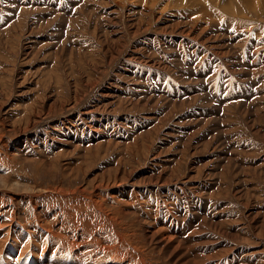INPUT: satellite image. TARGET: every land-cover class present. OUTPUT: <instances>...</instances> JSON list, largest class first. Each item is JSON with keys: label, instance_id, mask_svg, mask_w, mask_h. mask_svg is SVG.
<instances>
[{"label": "rangeland", "instance_id": "374dc122", "mask_svg": "<svg viewBox=\"0 0 264 264\" xmlns=\"http://www.w3.org/2000/svg\"><path fill=\"white\" fill-rule=\"evenodd\" d=\"M72 1L76 4L82 3V5L70 25L73 33L64 44L62 42L54 43L55 41L53 42V40L57 36L54 30L56 27L60 28V26L64 25L67 20L65 17H58L52 24L46 25L45 22V25L38 26L30 23L32 11L29 10L23 13L22 17L12 26L9 32L0 36V135H3L0 138L2 139L0 140V176H7L6 184L8 188V185L11 184L10 189H13L14 181L24 186H31L30 198L22 191H19L21 193L17 191L15 193L16 198L22 200L19 204L21 208L19 207L20 210L18 211L20 213L18 215L20 217V225L21 227L23 225L27 227L28 233H24L23 237L16 235L17 237L13 238L14 241L12 240L13 243L5 244L4 249L6 251L3 254L4 256H0L2 257L0 258V263L9 264L8 252L14 250L20 252L21 248L26 247L23 245L28 246L29 244L30 248H26L28 256L22 264H40L39 260L42 258V251L33 242L31 224L39 221L41 225L43 223L42 226L44 227H50L54 224L56 226L53 225V227L60 228L72 211V209L66 211V207L64 209L61 204V198L57 197L59 200L54 199L46 191L62 192L63 194L76 191L75 195L78 196L79 194L82 195V191H85L84 188L87 189L84 195L91 197L96 203L105 205V208L101 209L102 211L110 212L109 215L117 218V220L120 218L123 220L124 223L121 219L119 220L123 224V226H120L121 228L123 227V230L128 231L126 227L131 226L135 230L132 229V231L128 232H133L134 234H143L145 232L150 234L153 230H158L162 234L165 233L164 235L167 237H175L181 242V246H187L186 249H182L184 250L182 253L187 255L186 264H197L200 261L202 262L198 264H203L206 261L204 264H243L244 256L242 258L241 255L243 251H246L245 253L252 252L253 248L264 252V249H261V247H264V207H262L264 202V157H260L264 153V144H259L264 143V136H262L264 134L259 132V134H256L257 137L254 138L259 142L255 148V165H248V167L245 164L238 163L239 166H236L233 162L232 165L226 168L224 174L226 186L222 189L220 198L227 203H233L236 200L240 201L241 205H238L236 209L238 212L232 210V215H227L226 210L221 205H218L210 210L211 216L209 219L203 218L199 224V229L194 228V224L191 231L181 226L177 227L171 218L162 217V215L158 216L159 210H157L156 206L150 205V198L144 200L141 196L138 197L137 193L140 192V184L146 179L148 181L152 178L143 177L142 179L143 175L137 170L143 167L149 154L155 152L154 149L152 150V146L157 134L148 133L141 139L136 140L133 145H126L127 141L122 140L126 131L122 130V128L127 129L126 112H148L152 111L154 107L146 108L144 107L145 105H139L137 101L129 103L127 96L123 95L127 87H122L121 82L115 76L116 72L122 70L121 67H123L128 58H132L139 53V50L135 48L139 45L138 40L153 41L155 38L156 42L154 44L156 47L159 39L162 42L184 46L186 51L192 54L201 55L205 52L210 59H214L218 63L221 60L223 67L221 73L215 77L216 84L222 85L220 76L225 71V74L229 77L226 87H241V85L253 87L259 85L262 92L264 89V0H248L246 1L247 4L241 3L244 0H196V2L195 0H191L192 2L190 0ZM258 1L259 5H257ZM167 4L170 7H165ZM224 4L225 6H223ZM37 11L40 10H36L34 13ZM220 12L223 13L221 14ZM46 13L40 12V15ZM123 34L126 36L124 37ZM118 37L123 38V40L121 41ZM111 84H114L115 87H110ZM105 95H108V97ZM177 106L183 108L185 105L178 103ZM236 111H241V113L239 112L241 119L247 117V111L243 106H240ZM41 119L43 121L38 125V120ZM26 126V133L29 135L25 141V138L17 131L19 127L24 128ZM73 126L76 127V130ZM84 127L85 132L83 134L82 130ZM52 130L56 132L52 133V137L45 138L42 140L43 142L39 139L35 141L34 138H39L40 135L46 132L51 135ZM112 131L120 134V137L113 140L112 136H110ZM54 137L55 139H53ZM28 141L31 142H29V148H27L28 153L22 151L15 154L14 157L10 156L8 158L12 159L14 163L1 158L4 155L2 151L5 150L3 147L6 148L8 146L21 151L20 146L27 144ZM55 142L57 143L55 144ZM68 142L75 148L70 149V151L66 150L70 146ZM45 144H48L49 148H45ZM76 145L79 146L78 149ZM38 146L40 149H38ZM10 150L7 151L8 156L11 154ZM199 153V155L184 154L173 171L171 169L166 170V174L171 175L169 179L173 181L187 179L185 182V185L189 184L187 186L194 185L197 181H200L210 169L212 161H209V159L212 156L205 155L202 152ZM28 156L37 157L30 159ZM22 158L30 160L22 163ZM6 163L7 165H5ZM164 178L161 177V180L163 181ZM153 179L148 184L150 186L149 192H153L157 188L158 191L160 190V184L154 185V181L161 182L160 178ZM121 180L123 183L133 184L135 182L137 185H135L134 189H130L133 188L131 184L119 186L115 192V189L110 190L116 194L115 196L108 190H99V196L96 199L93 193L96 185L101 183L105 186H111L117 184V182L121 183ZM203 186L206 188L207 184L202 183L201 187L203 188ZM4 189L0 184L1 193ZM120 189L123 192H120ZM201 190L203 191V189ZM21 194L22 197H20ZM129 194L132 195L130 196ZM133 197L137 198L136 200L139 201L140 205L138 203L135 205V202L131 201ZM50 199H52V202ZM34 200L39 203L37 204L39 206L34 204L36 203ZM127 202L130 204H127ZM47 209L49 210L48 214L46 212ZM40 210L41 212H39ZM60 210L62 213H60ZM122 210L123 212L121 213ZM42 212H44L43 215ZM80 212L79 210L75 211L76 218L80 222L82 219L85 222L89 219L87 222H93L95 229L98 228L97 225L100 218L102 220L105 219L104 221L108 223V218H103L104 215L100 212L94 213L91 211L95 214L94 218L90 215L91 219L86 218V216L82 217ZM36 215L39 219L36 218L35 220ZM139 215L144 220L143 224L138 219ZM154 216H157L156 220ZM93 219L94 221H90ZM48 222L50 225H46ZM95 222H97V225ZM132 222L135 225H130ZM86 228L84 230H90L89 225ZM162 228H164V231H162ZM175 229L178 231H174ZM247 229L251 231L248 232ZM230 233L232 234L231 236ZM29 239L30 241H27ZM158 239H150L148 242L157 244L156 247L161 245L163 252L166 251L163 248L165 245L168 249L171 248L168 250L170 252L175 249L174 244L172 246L164 238L159 237ZM47 240L50 239L47 237ZM158 241H161V243ZM191 244L193 246L190 249L189 245ZM228 244H232L233 246H229L235 248V250L232 252L228 251L230 248ZM246 246L248 249H246ZM29 249L31 250L29 251ZM257 251L256 264H264V257L261 259ZM30 252L32 254L35 252V255L32 256ZM217 252L222 254V256ZM173 254H177V252ZM195 254L197 255L196 259ZM183 260L186 259L184 258ZM183 260L180 262H183ZM190 260H193V262H190ZM33 261L35 262L33 263ZM147 261L152 264H168L164 256L153 253H147ZM170 264L173 263L171 262Z\"/></svg>", "mask_w": 264, "mask_h": 264}, {"label": "built area", "instance_id": "2783aa9c", "mask_svg": "<svg viewBox=\"0 0 264 264\" xmlns=\"http://www.w3.org/2000/svg\"><path fill=\"white\" fill-rule=\"evenodd\" d=\"M81 5L72 0H0V36L9 32L29 10L30 23L38 26L65 17L64 25L54 30L60 35L53 40L64 44L73 33L70 25ZM36 10L40 11L34 13ZM40 12L47 13L40 15ZM138 41L135 48L139 53L128 58L115 75L122 87H127L123 95L129 103L137 101L146 108L154 107L148 112H126L127 129L122 128L126 131L122 138L126 145H133L148 133L157 134L152 146L155 152L137 170L143 177L152 178L140 184L138 197L150 198V205L159 210L158 216L171 218L172 222L177 220V227L179 221L191 220L194 228L199 229L203 218L209 219L210 210L218 205L227 215H232V210L238 212L240 201L233 204L220 198L226 186L224 174L233 162L236 166L256 164L255 148L259 142L254 138L259 132L264 134V89L261 92L259 85L226 87L229 77L225 71L220 76L222 85L216 84L215 77L221 73L223 63L210 59L205 52L192 54L184 46L159 39L156 47L155 38ZM178 103L185 106L181 108ZM240 106L247 111L244 119L240 118L241 111H236ZM111 134L113 140L120 137L113 131ZM199 152L212 156L209 159L212 163L195 186L185 185L187 179H169L171 175L166 170L173 171L184 154L199 155ZM161 177H165L163 181ZM153 178H160L161 188L149 192L147 184ZM202 183L207 184L203 191L198 188Z\"/></svg>", "mask_w": 264, "mask_h": 264}, {"label": "bare ground", "instance_id": "6f19581e", "mask_svg": "<svg viewBox=\"0 0 264 264\" xmlns=\"http://www.w3.org/2000/svg\"><path fill=\"white\" fill-rule=\"evenodd\" d=\"M115 1V0H114ZM119 1V0H118ZM124 1V0H123ZM183 1V0H182ZM191 1V0H190ZM212 1V0H211ZM234 1V0H233ZM240 1H242V0H240ZM246 1H248V0H244V2H241L242 4L243 3H246L247 4V2ZM250 1V0H249ZM261 1V0H260ZM91 2V1H90ZM116 2V1H115ZM114 2V3H115ZM146 2V1H145ZM192 2V1H191ZM190 2V3H191ZM195 2H196V0H195ZM226 2H229V1H226ZM225 2V3H226ZM239 2V1H238ZM144 3V2H143ZM166 3V2H165ZM186 3V2H185ZM184 3V4H185ZM200 3V2H199ZM198 3V4H199ZM240 3V2H239ZM147 4V3H146ZM157 4H158V2H157ZM189 4V3H188ZM195 4V3H194ZM245 4V5H246ZM153 5V4H152ZM228 5V4H227ZM230 5V4H229ZM255 5V4H254ZM257 5H259V1H258V3H257ZM115 6V5H114ZM113 6V7H114ZM200 6V5H199ZM212 6V5H211ZM222 6V5H221ZM223 6H225V4L223 5ZM223 6H222V8H223ZM231 6H232V4H231ZM260 6H261V3H260ZM165 7H170V5L168 6V4L165 6ZM236 7V6H235ZM239 7V6H238ZM115 8H116V6H115ZM135 8V7H134ZM221 8V9H222ZM225 8V7H224ZM254 8V7H253ZM125 9V8H124ZM220 9V8H219ZM241 9V8H240ZM250 9V8H249ZM255 9V8H254ZM132 10V9H131ZM227 10V9H226ZM121 11V10H120ZM164 11V10H163ZM162 11V12H163ZM221 11H223V10H221ZM255 11V10H254ZM161 12V11H160ZM249 12V11H248ZM113 13V12H112ZM176 13V12H175ZM221 13V12H220ZM223 13V12H222ZM221 13V14H222ZM121 14V13H120ZM247 15V14H246ZM121 16V15H120ZM219 16H220V14H219ZM222 16V15H221ZM198 18V17H197ZM239 18H241V17H239ZM245 18V17H244ZM168 19V18H167ZM196 20V19H195ZM194 20V21H195ZM241 20V19H240ZM242 20H243V17H242ZM246 20H248V19H246ZM121 21V20H120ZM188 21V20H187ZM186 21V22H187ZM194 21H193V23H194ZM235 21V20H234ZM249 21V20H248ZM198 22V21H197ZM200 22H201V20H200ZM120 23V22H119ZM182 23V22H181ZM192 23V22H191ZM192 23V24H193ZM195 23H196V21H195ZM129 25V24H128ZM188 25H189V23H188ZM195 25V24H194ZM191 26V25H190ZM205 26V25H204ZM96 27V26H95ZM149 27V26H148ZM151 27V26H150ZM179 28V27H178ZM192 28H193V26H192ZM202 28V27H201ZM207 28V27H206ZM113 29V28H112ZM189 30V29H188ZM204 30V29H203ZM202 30V31H203ZM210 30V29H209ZM94 31V30H93ZM164 31V30H163ZM192 31V30H191ZM183 32V31H182ZM194 32V31H193ZM207 32H208V28H207ZM112 33V32H111ZM124 33V32H123ZM198 33V32H197ZM203 33H204V31H203ZM203 33H201L202 35H203ZM206 33V32H205ZM186 34V33H185ZM184 34V35H185ZM196 34V33H195ZM194 34V35H195ZM200 34V35H201ZM112 35H113V33H112ZM183 35V36H184ZM188 35V34H187ZM197 35V34H196ZM201 35V36H202ZM123 36L125 37L126 35L125 34H123ZM122 36V37H123ZM203 37H205V36H203ZM118 38H120V40L122 41L123 40V38L121 39V37H118ZM185 38V37H184ZM199 38H200V36H199ZM125 39V38H124ZM188 39V38H187ZM191 39V38H190ZM116 40H118V39H116ZM193 40V39H192ZM119 41V40H118ZM202 42V41H201ZM132 46V45H131ZM122 50V49H121ZM123 50H125V49H123ZM126 53V52H125ZM128 54H129V52H128ZM110 87H115V85L114 84H111L110 85ZM105 96H107L108 97V95H105ZM110 96V95H109ZM112 96H114V95H112ZM104 97V96H103ZM111 97V96H110ZM109 97V98H110ZM99 99V98H98ZM101 99V98H100ZM108 100V99H107ZM84 101V100H83ZM114 101V100H113ZM116 101V100H115ZM118 101V100H117ZM100 102V101H99ZM96 103H97V101H96ZM75 104H77V103H75ZM81 104V103H80ZM113 104H114V102H113ZM98 105V104H97ZM111 105V104H110ZM74 108H76L75 106H73ZM72 109V108H71ZM80 119V118H79ZM36 121V120H35ZM43 121V119H41V120H38V125L41 123ZM86 122V121H85ZM80 123V122H79ZM4 124V123H3ZM35 124H37V123H35ZM88 124V123H87ZM106 124V123H105ZM21 125V124H20ZM30 125V124H29ZM28 125V126H29ZM42 125V124H41ZM68 125H69V123H68ZM92 125V124H91ZM119 125V124H118ZM33 126V125H32ZM11 127V126H10ZM17 127H18V125H17ZM17 127H15V128H17ZM21 127H22V125H21ZM30 127V126H29ZM74 127V129L76 130V127L75 126H73ZM101 127V126H100ZM5 128V127H4ZM3 128V129H4ZM20 128V127H19ZM18 128V131L17 132H20L19 134H21L22 135V137H24L25 138V141L27 140L26 138L28 137V135L29 134H27L26 133V130H27V126L26 127H24V128H20L19 129ZM92 128V127H91ZM14 129V128H13ZM29 129V128H28ZM65 129V128H64ZM103 129V128H102ZM16 130V129H15ZM55 130V129H54ZM54 130H52V132H51V135L49 134V132H46V133H44V134H42V135H40V137L39 138H34L35 139V141H37L38 139L40 140V141H42V140H44L45 138L47 139V137L49 138V137H52V133H56ZM57 130V129H56ZM66 130V129H65ZM111 130V129H110ZM118 130V129H117ZM67 131V130H66ZM83 131V134H84V132H85V127H84V129L82 130ZM8 132H10V131H8ZM7 132V133H8ZM14 133V132H13ZM17 134V133H16ZM2 135V134H1ZM0 135V136H1ZM8 135V134H7ZM63 135V134H62ZM101 135V134H100ZM111 136V135H110ZM3 137V135L0 137V138H2ZM56 137V136H55ZM55 137L53 138V139H55ZM58 137V136H57ZM31 138V137H30ZM59 138V137H58ZM102 138H104L103 136H102ZM52 139V138H51ZM61 139V138H60ZM60 139H59V141H60ZM63 139V138H62ZM141 139V138H140ZM0 140H2V139H0ZM9 140V139H8ZM58 140V139H57ZM56 140V141H57ZM64 140V139H63ZM62 140V141H63ZM103 140V139H102ZM105 140V139H104ZM139 140V139H138ZM24 141V140H23ZM22 141V142H23ZM61 141V142H62ZM142 141H144V140H142ZM9 142V141H8ZM29 142L30 141H28V143L27 144H23L22 146H20L21 147V151L19 150V149H17V148H14V149H12V147H8V146H6V148H4L3 146V149H5V150H1L3 153H4V155H3V153H2V155L3 156H5V157H3L2 155V159H6L7 161H9V162H13V160L12 159H8L10 156H13L14 157V155L15 154H18V152H27L28 153V150H27V148H29ZM43 142V141H42ZM49 142V141H48ZM60 142V143H61ZM139 142V141H138ZM25 143V142H24ZM31 143V142H30ZM47 143V142H46ZM57 142H55V144H56ZM67 143V142H66ZM73 143V142H72ZM53 144V143H52ZM52 144H50V145H52ZM64 144H65V142H64ZM68 144L70 145V143L68 142ZM1 145H4V144H1ZM7 145H9V144H7ZM11 145H14V144H11ZM31 145V144H30ZM40 145V144H39ZM88 145V144H87ZM28 146V147H27ZM63 146H65V145H63ZM82 146V145H81ZM141 146V145H140ZM14 147V146H13ZM32 147V146H31ZM51 147V146H50ZM66 147V146H65ZM65 147H64V149H65ZM76 147H77V149L79 148V146L78 145H76ZM82 147H84V146H82ZM87 147V146H86ZM85 147V148H86ZM89 147V146H88ZM37 148V147H36ZM43 148V147H42ZM45 148H49V145L48 144H45ZM67 148V147H66ZM75 147H73V146H69L66 150H69L70 151V149H74ZM138 148H139V146H138ZM11 149V150H10ZM38 149H40L39 148V146H38ZM51 149V148H50ZM54 149V148H53ZM56 149V148H55ZM11 151V154L8 156L7 154V151ZM33 150V149H32ZM36 150V149H35ZM59 150V149H58ZM60 150H61V148H60ZM65 150V151H66ZM39 151V150H38ZM44 151V150H43ZM42 151V152H43ZM127 151V150H126ZM30 152H34V151H30ZM36 152V151H35ZM34 152V153H35ZM40 152H41V150H40ZM45 152V151H44ZM68 152V151H67ZM83 153V152H82ZM24 154V153H23ZM42 154V153H41ZM55 154V153H54ZM53 154V155H54ZM30 155V154H29ZM38 155V154H37ZM52 155V156H53ZM16 157V156H15ZM24 157V156H23ZM27 157V156H26ZM32 157H37V156H28V158H30V159H32ZM47 158V157H46ZM45 158V159H46ZM23 160H21L22 161V163H24V161H26V160H30V159H25V158H22ZM48 159V158H47ZM43 161V160H42ZM1 162V161H0ZM3 162V161H2ZM8 163V162H7ZM7 163L5 164V165H7ZM14 163V162H13ZM205 163V162H204ZM2 165V164H1ZM4 165V164H3ZM8 165H10V163H8ZM198 165V164H197ZM7 167V166H6ZM197 167V166H196ZM9 168V167H8ZM193 168V167H192ZM194 171H196V170H194ZM4 172V171H3ZM121 172V171H120ZM2 173V172H1ZM244 173V172H243ZM103 174V173H102ZM104 175V174H103ZM133 175V174H132ZM169 175V174H168ZM131 176V175H130ZM142 179H143V176L141 177ZM99 179V178H98ZM138 179V178H137ZM122 181V180H121ZM13 182V181H12ZM120 182V181H119ZM7 176H3V175H1L0 176V184H1V186L3 187V188H5L4 189V191L0 194V228H2V230H0V256H4L3 254H4V252L6 251L4 248H5V244H9L10 242H12V240H13V238L15 237H17L16 235H23L24 233H28V228L27 227H25L24 225H23V227H21V225H20V221H19V219H20V217L18 216L20 213H18V211L20 210L19 209V207L21 208V206H19V204H20V202L22 201V200H20V199H17L16 198V196H15V193H17V192H19V191H22V192H24L25 193V195H27L29 198H30V188H31V186L30 185H22V184H19V183H17V182H15L14 181V184H13V189H10V185L11 184H9L8 186H9V188L7 187ZM9 183V182H8ZM145 183V182H144ZM114 184H115V182H114ZM132 184V183H131ZM130 183H123V181L121 182V183H118L117 182V184H115V185H107V186H105V185H102L101 183L100 184H98V185H96L95 187H94V191H93V193L95 194V196H96V199H98L97 198V196H99V194H98V191L99 190H103V189H105V190H108V191H110V190H112V189H115L114 190V192L119 188V186H123V185H131ZM149 184V183H148ZM147 184V185H148ZM159 185V182H157V181H154V185ZM135 185H137L135 182H133V184L131 185V186H133V188H130V189H134V187H135ZM187 185H189V184H187ZM194 186H195V184H194ZM10 189L9 191H7L8 189ZM161 188V187H160ZM198 188H201V189H203V190H205L206 188L203 186V188L201 187V184H200V186L198 187ZM2 189V188H1ZM33 189V188H32ZM81 189V188H80ZM83 189V188H82ZM85 189V191L87 190L86 188H84ZM158 189V188H157ZM252 189V188H251ZM124 190V189H123ZM17 191V192H16ZM63 191V190H62ZM85 191H82L83 193H81L82 195H75V193H76V191H72L71 193H69L68 191H66V192H68L69 194H63L62 192H50V191H46L50 196H52V197H54V199H58V198H61L60 199V201H61V204L64 206V209H65V207H66V211H69L70 209H72V211L69 213V215H68V218H67V220L65 219V221L62 223L63 225H62V227H60V228H56V227H53V225L52 226H48V227H44V226H42L43 225V223H42V225H41V223L39 222V221H35V222H33L32 224H31V227L33 228V229H31V237L33 238V242L35 243V244H37V246L38 247H40L41 248V251H42V258L39 260V262H40V264H152L151 262H148L147 261V253H153V254H158V255H162V256H164L165 258H166V261H167V263L168 264H170L171 262L173 263V264H176V263H178V264H186V262H187V255H186V253H182V251H184V250H182V249H186V247L187 246H181L180 245V243L181 242H179L175 237H167V236H165L164 234H162V232H159L158 230H153V232H151L150 234H147L146 232L145 233H138V234H134L133 232H128V231H132V229H133V227H131V226H128V227H126V229L128 230V231H125V229L123 230V227L121 228L120 226L122 225L123 226V224H121V222H119V220L121 219H119V220H117V218H114V217H111L110 215H109V213H107L106 211H102L104 208H105V205L102 203V204H99V203H96V201H94L93 199H91V197H89V196H87V195H84L85 193ZM122 190L120 189V192H121ZM125 191V190H124ZM33 192V191H32ZM45 192V193H46ZM64 192H65V190H64ZM87 192V191H86ZM111 192V194H114V192L113 191H110ZM123 192V191H122ZM19 193H21V192H19ZM90 193H92V192H90ZM128 193H129V191H128ZM137 193V192H136ZM33 195H35L34 193H32ZM72 194H74V195H72ZM78 194V193H77ZM138 194V193H137ZM37 195V194H36ZM44 196H45V194H43ZM116 194H114V196H115ZM130 195V194H129ZM132 195V194H131ZM243 195V194H242ZM24 196V195H23ZM26 196V198H28ZM93 196V195H92ZM20 197H22V194H21V196ZM41 197V196H40ZM47 197V196H46ZM58 197V198H57ZM110 197V196H109ZM37 198V197H36ZM48 199H49V197H47ZM94 198V197H93ZM32 199V198H31ZM34 199V198H33ZM46 199V198H45ZM53 199V198H52ZM52 199H50L51 200V202H52ZM102 199V198H101ZM137 198L136 197H133V199H131V201L133 200L135 203V205L139 202V201H137L136 200ZM59 200V199H58ZM115 200V199H114ZM117 200V199H116ZM129 200V199H128ZM127 200V201H128ZM35 201V200H34ZM37 201H38V198H37ZM57 201V200H56ZM100 201H103V200H100ZM132 201V202H133ZM25 202H26V199H25ZM36 202V201H35ZM47 202H50V201H47ZM55 202V201H54ZM58 202V201H57ZM118 202V201H117ZM24 203V202H23ZM129 202H127V204H128ZM18 204V205H17ZM34 204H36V206H39V205H37V204H39L38 202H36V203H34ZM126 204V203H125ZM126 204V205H127ZM130 204V203H129ZM24 205H25V203H24ZM104 205V206H103ZM138 205H140L139 203H138ZM35 206V207H36ZM71 206H73L72 208H71ZM134 206V205H133ZM132 206V207H133ZM27 207V206H26ZM35 207H34V210H35ZM48 207V206H47ZM62 207V206H61ZM38 208V207H37ZM49 208V207H48ZM59 208V207H58ZM63 208V207H62ZM61 208V209H62ZM75 208H76V210H75ZM143 208V207H142ZM63 209V210H64ZM102 209V210H101ZM121 209V208H120ZM123 209V208H122ZM135 209V208H134ZM140 209V208H139ZM21 210H23V209H21ZM25 210V209H24ZM30 210V209H29ZM81 211L80 212V214H81V216L83 217H85L86 216V218L88 217V218H90L91 219V217H93L95 214H93L91 211H93L94 213L95 212H100L101 214H103L104 216H103V218H108L107 219V221H108V223H106L104 220L105 219H101L100 218V220L98 221V225H97V222H95V224L97 225V229H95L94 228V226H93V222H85L84 221V219H82V221L80 222V220L79 219H77L76 218V216H75V211L77 212V211ZM141 210V209H140ZM219 210V209H218ZM44 211V210H43ZM48 209H47V214H48ZM39 212H41V210L39 211ZM52 212V211H51ZM123 212V210L121 211V213ZM139 212V211H138ZM142 212L143 213H145L143 210H142ZM26 213V212H25ZM60 213H62V211L60 210ZM68 213V212H67ZM67 213H66V216H67ZM79 213V212H78ZM100 213H98V214H100ZM106 215H105V214ZM112 213V212H111ZM125 213V212H124ZM128 213H129V211H128ZM131 213V212H130ZM21 214H22V212H21ZM37 214H38V212H37ZM44 214V212H42V215ZM55 214H56V212H55ZM54 214V215H55ZM100 214V215H101ZM115 214V213H114ZM39 215V214H38ZM50 215H51V213H50ZM58 215H60V214H58ZM90 215H92L91 217H90ZM126 215V214H125ZM128 215V214H127ZM254 215V214H253ZM41 216V215H40ZM47 216V215H46ZM60 216H62V215H60ZM106 216V217H105ZM140 216V215H139ZM24 217V216H23ZM51 217V216H50ZM64 218H65V216H63ZM63 217H61V218H63ZM117 217V216H116ZM122 217V216H121ZM130 217V216H129ZM155 217V216H154ZM157 217V216H156ZM156 217L154 218L155 220H156ZM31 218V217H30ZM36 218H38L37 217V215L35 216V220H36ZM47 218V217H46ZM60 218V219H61ZM94 218V217H93ZM145 218V217H144ZM39 219V218H38ZM58 219V218H57ZM124 219V218H123ZM128 219V218H127ZM138 219H139V221L141 222V224H143L144 222V220H143V218L140 216V217H138ZM153 219V218H152ZM153 219V220H154ZM24 220V219H23ZM46 220V219H45ZM96 220V219H95ZM125 220V219H124ZM148 220V219H147ZM150 220V219H149ZM154 220V221H155ZM174 220V219H173ZM61 221V220H60ZM90 221H94V219L93 220H90ZM97 221V220H96ZM121 221L123 222V220L121 219ZM146 221V220H145ZM152 221V220H151ZM175 222H177V220H174ZM26 222V221H25ZM42 222H43V220H42ZM46 222V221H45ZM57 222V221H56ZM143 222V223H142ZM159 222V221H158ZM185 222H186V224H185ZM49 223V222H48ZM48 223H46V225H50V223L48 224ZM124 223V222H123ZM147 223V222H146ZM182 223H184V229H186V230H189V231H191L192 230V225L194 224L191 220H183V221H179V225L181 226L182 225ZM203 223H204V221H203ZM207 223V222H206ZM255 223V222H254ZM128 224H130V223H128ZM133 224V222L130 224V225H132ZM225 224V223H224ZM30 225V224H29ZM89 225V229L90 230H84L87 226ZM126 225V224H125ZM133 225H135V223L133 224ZM149 225V224H148ZM211 225V224H210ZM222 225V224H221ZM226 225V224H225ZM253 225V224H252ZM251 225V226H252ZM27 226V225H26ZM54 226H56V225H54ZM59 226V225H58ZM145 226V225H144ZM143 226V227H144ZM152 226V225H151ZM224 226V225H223ZM251 226H249V227H251ZM255 226V225H254ZM29 227V226H28ZM142 227V228H143ZM159 227V226H158ZM245 227H247V226H245ZM136 228V227H135ZM141 228V229H142ZM146 228V227H145ZM244 228V227H243ZM254 229H255V227H253ZM81 229V230H80ZM87 229V228H86ZM95 229V230H94ZM147 229V228H146ZM163 230L162 231H164V228H162ZM133 230H135V229H133ZM138 230V229H137ZM144 230V229H143ZM166 230V229H165ZM245 230H246V228H245ZM248 230V229H247ZM147 231H148V229H147ZM174 231H178L177 229H175ZM202 231V230H201ZM221 231V230H220ZM251 230H248V232H250ZM30 232V231H29ZM135 232H137V231H135ZM141 232V231H140ZM158 232H159V237H162V238H164L165 239V241H167V242H170L171 243V245L173 246V244H174V250H172V252H170V251H168V250H170L171 248H167V246L165 245V246H163V248L164 249H166V251L165 252H163L162 251V246L160 245V247H156V245L155 244H151V242H148V240H150V239H158L159 237H158ZM246 232V231H245ZM252 233V232H251ZM228 234V233H227ZM237 235H239L238 233H236ZM254 234V233H253ZM209 235H211V234H209ZM208 235V236H209ZM232 234L230 233V236H231ZM242 235V234H241ZM246 235V234H245ZM249 235H251V234H249ZM21 236H19V237H21ZM197 236V235H196ZM204 236V235H203ZM220 236V235H219ZM18 237V238H19ZM23 237V236H22ZM25 237V236H24ZM31 237H29V238H31ZM47 237L50 239V240H47ZM96 237V238H95ZM198 237V236H197ZM202 237V236H201ZM205 237V236H204ZM211 237V236H210ZM221 237V236H220ZM224 237V236H223ZM237 237V236H236ZM235 237V238H236ZM257 237V236H256ZM194 238V237H193ZM21 239V238H20ZM25 240H26V238H24ZM27 239H28V237H27ZM161 239V238H160ZM200 239V238H199ZM245 239V238H244ZM15 240H17V239H15ZM159 240V239H158ZM196 240V239H195ZM198 240V239H197ZM246 240V239H245ZM264 240V239H263ZM14 241V240H13ZM27 241H30V239L29 240H27ZM32 241V240H31ZM162 241V240H161ZM161 241H158V242H160L161 243ZM209 241V240H208ZM207 241V242H208ZM22 242H23V240H22ZM206 242V241H205ZM220 242V241H219ZM230 242V241H229ZM243 242V241H242ZM13 243V242H12ZM27 243V242H26ZM28 243H30V242H28ZM43 243H45L44 245H42ZM159 243V244H160ZM191 243V242H190ZM204 243V242H203ZM215 243V242H214ZM213 243V244H214ZM240 243V242H239ZM16 244V243H15ZM23 244V243H22ZM33 244V243H32ZM32 244H31V246H32ZM168 244V243H167ZM175 244H176V247H175ZM212 244V245H213ZM220 244V243H219ZM204 245V244H203ZM206 245V244H205ZM227 245V244H226ZM229 245H231V246H233L232 244H228V246ZM9 246V245H8ZM23 246H26L25 248H21L20 250V252L19 251H16V250H14V251H10V252H8V258H9V261H10V263L9 264H22L23 263V261L25 260V258L28 256V251H27V247H29V244H28V246L27 245H23ZM34 246V245H33ZM192 244L191 245H189V248L191 249L192 248ZM207 246V245H206ZM209 246V245H208ZM227 246V247H228ZM7 247V246H6ZM200 247V246H199ZM218 247V246H217ZM230 247V246H229ZM243 247V246H242ZM247 247V246H246ZM9 248V247H8ZM30 248V247H29ZM33 248V247H32ZM188 248V249H189ZM257 248V247H256ZM14 249V248H13ZM38 249V248H37ZM208 249V248H207ZM214 249V248H213ZM217 249V248H216ZM218 249H219V247H218ZM223 249H224V247H223ZM246 249H248V247L246 248ZM261 249H264V247H261ZM7 250H9V249H7ZM31 249H29V251H30ZM33 250V249H32ZM36 250V249H35ZM209 250H211V249H209ZM233 250H235V248H232V247H230L229 248V250L228 251H230V252H232ZM252 252H247V253H245L246 251H243L242 253H241V255H242V258H243V256H244V258H243V261H244V263L243 264H256V251L258 250H255V249H253L252 248ZM225 251V250H224ZM248 251V250H247ZM250 251V250H249ZM33 252V251H32ZM32 252H30L31 254H32ZM40 252V251H39ZM38 252V253H39ZM175 252H177V254H173V253H175ZM216 252V251H215ZM223 252V251H222ZM257 252H259V254H260V258L262 259L263 257H264V252L262 251V250H259V251H257ZM263 252V253H262ZM35 253V252H34ZM32 254V256L33 255H35V254ZM180 253H182V254H180ZM218 253V252H217ZM226 253V252H225ZM207 254V253H206ZM219 254V253H218ZM224 254V253H223ZM219 255H221L222 256V254H219ZM240 255V254H239ZM31 256V255H30ZM41 256V255H40ZM39 256V257H40ZM157 256V255H156ZM207 256V255H206ZM205 256V257H206ZM216 256H217V254H216ZM259 256V255H258ZM191 257V256H190ZM196 257H197V255L195 254V259H196ZM220 257V256H219ZM0 258H2V257H0ZM29 258V257H28ZM186 259V260H183V259ZM237 258V257H236ZM4 259H6V258H4ZM198 259V258H197ZM254 259V260H253ZM181 260H183V262H180ZM194 260V259H193ZM193 260H190V262H193ZM257 260H259L258 258H257ZM8 261V260H7ZM28 261V260H27ZM1 262V261H0ZM35 261H33V263H34ZM200 262H202V261H200ZM200 262H198V263H200ZM207 262V261H206ZM206 262H204V263H206ZM197 263V264H198ZM203 263V264H204ZM257 263H259V262H257ZM1 264V263H0ZM5 264H7V263H5ZM31 264V263H30ZM37 264H39V263H37ZM190 264V263H189ZM194 264V263H193Z\"/></svg>", "mask_w": 264, "mask_h": 264}]
</instances>
